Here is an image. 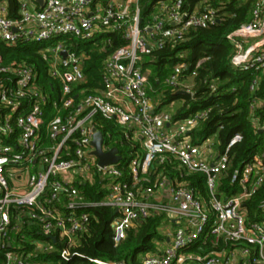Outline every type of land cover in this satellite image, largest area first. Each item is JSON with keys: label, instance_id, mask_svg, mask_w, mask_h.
<instances>
[{"label": "built area", "instance_id": "1", "mask_svg": "<svg viewBox=\"0 0 264 264\" xmlns=\"http://www.w3.org/2000/svg\"><path fill=\"white\" fill-rule=\"evenodd\" d=\"M143 0H20V14L11 17L0 2V41L8 46L44 44L39 52L46 60L47 75L55 83L53 97L39 82L34 65L25 60L9 62L0 51V264H58L33 259L55 250L63 242L61 255L70 258L78 236L88 229L89 207L110 205L117 209L112 240L121 243L139 220L164 213L177 227L172 242L162 251L149 252L144 264H177L181 250L195 242L210 225L214 245L223 239L227 247L205 256L200 264H232L239 255L242 264H264V202L262 219L248 223L243 203L264 182V151L255 153L232 173V183L241 190L218 196L219 182L230 168V149L242 140L236 133L220 152L216 134L195 143L190 132L210 109L182 120L172 112L156 111L145 75V56L167 42L183 41L192 28L213 25L221 18L217 7L201 3L194 10L184 0H158L152 21L141 26ZM120 31L126 43L104 61V88L97 93L75 94L85 80V51L72 39L92 40L109 31ZM233 46L232 66L242 71L264 72V0H258L252 19L229 33ZM67 51L64 55L63 52ZM208 57L200 59L187 77L186 62L177 64L166 79L169 85L191 90L185 78L194 77ZM258 86L255 79L251 88ZM212 90L216 85H211ZM113 120L126 137L140 141L129 162L128 177L119 163L101 166L93 153L96 117ZM264 131V121L254 119ZM96 129V130H95ZM102 131V130H101ZM104 134V133H103ZM104 134L103 147L113 146ZM174 156L191 173L206 175L209 191L204 200L184 182L163 178L156 189L143 185L155 160ZM100 175L107 195L89 201L82 185ZM168 187L171 201H162L159 190ZM30 223L40 226L43 239L26 251L18 236ZM98 264H127L94 259Z\"/></svg>", "mask_w": 264, "mask_h": 264}, {"label": "trees", "instance_id": "2", "mask_svg": "<svg viewBox=\"0 0 264 264\" xmlns=\"http://www.w3.org/2000/svg\"><path fill=\"white\" fill-rule=\"evenodd\" d=\"M36 1V0H34ZM158 0H143L142 22L152 21V10ZM258 0H184L187 10H194L201 3L211 4L219 9L220 21L204 28H192L183 41L167 42L163 47L156 48L149 59H145L143 69L149 70V95L155 100L156 111L173 102L181 104L173 110L174 120H182L191 114L210 109L208 116L190 132L195 143L215 135L220 152L224 151L230 139L236 134H242V140L230 149V168L221 178L218 196L226 198L241 190V186L232 183L233 171L241 167L255 153L264 151V131L254 124V119L264 121V72L242 71L232 66L231 58L234 49L228 35L241 24L252 19V10ZM7 4L8 14L17 17L20 14V0H0ZM76 49L85 51L87 58L84 64L85 80L76 84L74 92L85 90L87 93H97L104 88L103 65L105 59L116 48L126 43L120 31H109L92 40L72 39ZM44 44L21 43L8 46L0 41V51L5 61L13 59L25 60L34 65L38 72L39 82L56 96L55 83L47 75L46 60L39 52ZM208 57L197 69L191 87L192 95L179 94L182 87L169 85L166 79L174 67L182 62L188 64L182 76L192 73L196 63ZM255 79L258 86L252 89ZM216 85L213 91L212 84ZM96 126L108 136L113 147L119 149L122 160L119 165L124 168L128 177L130 160L137 151H142L140 141L133 142L126 137L123 127L113 120L96 117ZM140 151V152H141ZM166 178L170 181L184 182L195 189L204 200H208L209 191L206 175L191 173L183 168L174 156L166 160H155L144 176L143 185L156 189L158 183ZM105 180L96 175L93 182L82 185L89 201L99 202L108 193L104 186ZM264 182L244 201L243 209L248 223L260 221L263 214ZM91 214L88 229L78 236V242L72 246L70 258L61 255L65 244L55 243V250L40 253L33 259L53 261L58 264H98L94 259L124 261L127 264H144L143 257L149 252L158 251L159 244L167 241V236L161 233V228L171 220L164 213H152L149 217L139 220L132 227L126 238L115 245L112 240L113 221L118 216L116 208L110 205H97L88 208ZM40 226L30 223L29 227L18 236V240L26 245L25 250L33 249V241L43 239ZM220 246L214 245V236L210 234V225L199 239L183 248L181 251L194 256L213 254L225 247L222 239Z\"/></svg>", "mask_w": 264, "mask_h": 264}, {"label": "crops", "instance_id": "3", "mask_svg": "<svg viewBox=\"0 0 264 264\" xmlns=\"http://www.w3.org/2000/svg\"><path fill=\"white\" fill-rule=\"evenodd\" d=\"M148 72H150L149 70H147ZM193 79H194V77H189V78H185L184 80V82H185V84L186 85H188L190 88L193 86ZM150 89H151V85H150ZM154 102H155V100H154ZM181 104V102H179V101H175V102H173L169 107L171 108V109H169L168 111H170V112H172L173 113V110L175 109V108H177L179 105ZM173 106H174V108H173ZM164 109V108H163ZM164 110H167V109H164ZM211 137V136H210ZM216 142H217V136H216ZM158 197H159V199L160 200H162V201H166V202H170L171 201V192H170V190H169V188L168 187H165V188H162V189H160L159 190V193H158ZM170 226V228L169 227H167L168 225ZM176 227H177V225L173 222V221H171V222H167L162 228H161V233L163 234V235H165V236H167V241L166 242H163V243H160L159 244V248H158V251L160 252V251H162L165 247H167L171 242H172V237H173V235H174V231H175V229H176ZM221 244V243H220ZM227 249H231L230 247H227ZM186 256V258H190V259H193L195 256L193 255V254H187L186 252H183V251H181V253H180V257L181 256ZM179 257V258H180ZM193 257V258H192ZM179 260V259H178ZM177 264H178V262H177ZM232 264H242V259H241V257L238 255L235 259H234V261H233V263Z\"/></svg>", "mask_w": 264, "mask_h": 264}, {"label": "water", "instance_id": "4", "mask_svg": "<svg viewBox=\"0 0 264 264\" xmlns=\"http://www.w3.org/2000/svg\"><path fill=\"white\" fill-rule=\"evenodd\" d=\"M37 1L41 4V6L44 5L45 0H37ZM218 21H220V19ZM63 54L66 55L67 51H64ZM178 93L185 95L193 94L191 90H187V89H181L178 91ZM260 131H263V129H260ZM103 142H104L103 132L101 130L96 131L93 140V145L95 147L93 153L99 158V164L101 166H105L108 164H114L120 162L123 157L119 153V149L117 147H112L108 151H105L103 147Z\"/></svg>", "mask_w": 264, "mask_h": 264}, {"label": "rangeland", "instance_id": "5", "mask_svg": "<svg viewBox=\"0 0 264 264\" xmlns=\"http://www.w3.org/2000/svg\"><path fill=\"white\" fill-rule=\"evenodd\" d=\"M150 55L145 56V59H149ZM146 77L148 78L150 75V72L146 71L145 72ZM170 106V105H169ZM169 106H165L164 109H171ZM174 108V106H173ZM109 138V137H108ZM141 151V150H140ZM168 225V224H167ZM167 227L170 228V226L168 225ZM178 264H200V262L198 260L195 259H190V258H186V256H181L178 260Z\"/></svg>", "mask_w": 264, "mask_h": 264}]
</instances>
